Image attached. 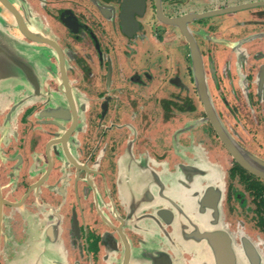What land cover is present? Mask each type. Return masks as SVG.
I'll list each match as a JSON object with an SVG mask.
<instances>
[{
  "label": "flooded vegetation",
  "instance_id": "obj_1",
  "mask_svg": "<svg viewBox=\"0 0 264 264\" xmlns=\"http://www.w3.org/2000/svg\"><path fill=\"white\" fill-rule=\"evenodd\" d=\"M254 1L0 0L18 50L0 66V264L53 262L56 240L61 264H192L158 197L188 165L203 184L218 173L223 229L241 262L245 239L264 264V180L220 141L191 44L167 24L188 18L222 126L264 161V7L195 20ZM140 178L148 201L133 208Z\"/></svg>",
  "mask_w": 264,
  "mask_h": 264
},
{
  "label": "water",
  "instance_id": "obj_2",
  "mask_svg": "<svg viewBox=\"0 0 264 264\" xmlns=\"http://www.w3.org/2000/svg\"><path fill=\"white\" fill-rule=\"evenodd\" d=\"M140 2L141 0H127V6H129L130 9L129 12H137ZM2 3H5L10 8L6 2ZM263 7L264 0H257L254 1L253 4H246L238 9L231 7L213 15H203L196 17L195 20ZM183 18L185 21L188 20L187 17ZM183 18L181 17L177 20H174V22H167V24L171 23L172 25L180 28L182 30V35L185 36L187 38V42H190L191 44L190 48L192 49L191 57L193 62V79L197 94L201 100V103L203 104L204 112L213 124V128L220 141L232 156L234 161L253 175L264 180V161L245 150L222 126L220 119L217 116L212 103L210 102L207 89H205L206 82L203 65L200 59L201 55L195 42L190 40L191 34H189L182 26L184 25L182 22ZM232 27L233 25L229 26L230 29H232ZM14 46L15 44L11 38L6 37V34L0 29V66L4 56L7 57V55L11 54L12 52L17 53L16 51L18 50ZM21 48L22 50L26 49L24 46ZM22 56L24 57V55ZM26 73L29 77L31 76L29 69L26 70ZM182 170L181 177H177L176 180L173 181L170 193L159 195L158 192L160 189L162 190V186H154V190L156 195L158 194V197L162 198V200H171V202L166 204L170 205L173 211H166V213L164 212L166 216L165 220H168L172 225L175 226V228H177L178 233L175 235L184 249L187 252H189V250L196 251L197 256L192 261V264H244L240 260L241 254L233 245L231 236L223 229L220 213L222 186L218 180V173L210 167L207 168L205 170L207 182L203 184L201 182V179L203 178L202 176L192 179V173H196V170L200 171V167L198 168L193 167V165H188ZM142 178H140L138 181H135L136 184L133 185L134 191L132 194L131 191L129 192V197H133L132 201L130 200L133 208L138 207L139 204L141 205L143 200L148 201V195L145 196V191L143 188L144 185L141 183ZM208 180L210 182H208ZM166 188L170 187L166 186ZM175 200L178 201V204L176 205L174 204ZM52 246L53 253L55 254L54 261H44L45 263L42 264H61L57 250L58 240H56L55 244H52ZM243 248L246 251V256L249 261L247 264H263L261 263V257L255 252L252 244L245 239H243ZM35 252L36 251H33L31 255L33 259H47L46 256L39 257V253ZM52 257L53 254L50 252L49 259ZM164 263L169 264L167 259ZM32 264L40 263H34V260H32Z\"/></svg>",
  "mask_w": 264,
  "mask_h": 264
},
{
  "label": "crops",
  "instance_id": "obj_3",
  "mask_svg": "<svg viewBox=\"0 0 264 264\" xmlns=\"http://www.w3.org/2000/svg\"><path fill=\"white\" fill-rule=\"evenodd\" d=\"M226 19V18H225ZM236 19V16H227L226 21L227 22H234V20ZM236 21V20H235Z\"/></svg>",
  "mask_w": 264,
  "mask_h": 264
},
{
  "label": "rangeland",
  "instance_id": "obj_4",
  "mask_svg": "<svg viewBox=\"0 0 264 264\" xmlns=\"http://www.w3.org/2000/svg\"><path fill=\"white\" fill-rule=\"evenodd\" d=\"M238 178H239V177L237 176L236 182H237ZM232 183L234 184V181H232ZM232 183H231V184H232Z\"/></svg>",
  "mask_w": 264,
  "mask_h": 264
}]
</instances>
